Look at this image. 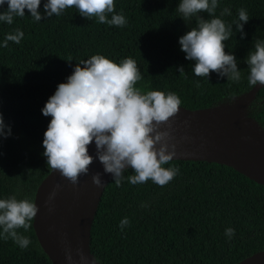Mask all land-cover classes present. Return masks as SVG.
I'll use <instances>...</instances> for the list:
<instances>
[{
    "label": "trees",
    "instance_id": "trees-1",
    "mask_svg": "<svg viewBox=\"0 0 264 264\" xmlns=\"http://www.w3.org/2000/svg\"><path fill=\"white\" fill-rule=\"evenodd\" d=\"M44 0L38 6L43 11ZM179 0H114V11L127 18L124 26L81 16L74 7L59 16L34 21L24 17L12 24L0 22V39L16 27L23 30L20 43L0 47V114L11 135L0 137V197L34 199L37 186L51 170L42 155L43 132L50 116L40 109L56 84L71 73L74 63L101 53L119 61L135 59L141 91H175L187 110L224 107L236 110L254 85L247 80L245 62L252 42L264 39V0H219L216 15L228 7L237 19L245 8L249 19L245 35L235 31L223 41L233 52L241 71L238 81L195 76L192 62L180 50L178 37L196 26V17H182ZM109 17L111 14H107ZM200 16L207 18L204 11ZM184 66L179 72L177 66ZM196 81H199L197 84ZM244 123L254 125L264 137V86L241 111ZM178 173L166 184L147 180L117 186L112 178L101 195L94 215L89 250L95 264H236L264 250V186L223 164L170 160ZM168 166V165H166ZM125 170V176L131 173ZM128 218L121 228L120 220ZM234 228L229 238L224 229ZM17 232L30 239L21 248L11 238H0V264H52L41 249L33 219Z\"/></svg>",
    "mask_w": 264,
    "mask_h": 264
},
{
    "label": "clouds",
    "instance_id": "clouds-1",
    "mask_svg": "<svg viewBox=\"0 0 264 264\" xmlns=\"http://www.w3.org/2000/svg\"><path fill=\"white\" fill-rule=\"evenodd\" d=\"M218 3L219 0H179L176 8L182 17L195 16L197 21L196 26L178 37L179 48L185 59L192 62L195 76L207 78L211 70L218 77L238 81L241 71L237 58L233 52H225L223 41L232 36L233 25L243 38V24L250 16L241 7L237 19L227 22L222 17L230 15L231 10L224 7L216 15ZM40 4L41 0H0V22L12 24L14 17L25 16V9L34 21H40L42 15L59 16L66 8L74 7L81 16H95L101 23H127L122 12L114 11V0H44L43 11H38ZM201 11L208 14L207 18L199 15ZM23 36V30L16 27L4 34L0 47H7L9 41L19 44ZM245 62L248 83L264 85V39L252 42ZM184 69L177 66L179 72ZM140 79V70L132 57L114 61L95 53L74 63L71 73L56 84L40 109L43 115L50 116L41 141L47 164L72 183L79 174L88 172L94 158L117 186L124 179L130 184L151 180L164 185L170 181L179 171L168 164L175 155V146L167 142L168 134L159 130V125L178 111L181 100L171 90L141 91L135 86ZM9 135L11 126L0 114V137ZM90 143L94 144V156L87 148ZM129 168L132 171L125 176ZM91 180L100 186L101 172H93ZM37 210L31 198L17 199L14 194L0 197V238H11L19 247H27L29 237L16 229H27ZM127 223L128 218H122L120 227ZM234 231L231 226L224 229L229 238Z\"/></svg>",
    "mask_w": 264,
    "mask_h": 264
},
{
    "label": "water",
    "instance_id": "water-1",
    "mask_svg": "<svg viewBox=\"0 0 264 264\" xmlns=\"http://www.w3.org/2000/svg\"><path fill=\"white\" fill-rule=\"evenodd\" d=\"M264 85L257 83L244 95L236 110L224 107L178 111L159 130L166 131V140L175 146L171 160L207 161L233 168L264 186V137L253 141L238 139L244 123L241 111ZM88 151L94 156V144ZM101 172L103 183L95 185L93 172ZM101 163L94 158L88 172L78 175L72 183L52 169L37 186L34 202L37 212L33 229L37 241L52 264H83L92 259L89 250L90 229L101 195L111 179ZM236 264H264V250L254 253Z\"/></svg>",
    "mask_w": 264,
    "mask_h": 264
},
{
    "label": "rangeland",
    "instance_id": "rangeland-1",
    "mask_svg": "<svg viewBox=\"0 0 264 264\" xmlns=\"http://www.w3.org/2000/svg\"><path fill=\"white\" fill-rule=\"evenodd\" d=\"M239 105V102L237 103ZM259 135L261 136L260 132L257 130V128L248 123H242L240 125V134L238 139L243 141H253L254 136ZM83 264H95L92 259L87 260Z\"/></svg>",
    "mask_w": 264,
    "mask_h": 264
}]
</instances>
